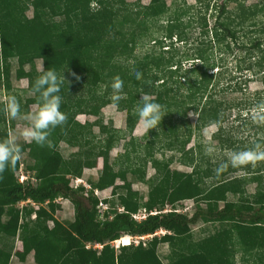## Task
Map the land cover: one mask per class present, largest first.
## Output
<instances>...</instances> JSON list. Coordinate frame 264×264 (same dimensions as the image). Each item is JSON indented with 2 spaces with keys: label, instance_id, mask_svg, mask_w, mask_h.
<instances>
[{
  "label": "trees",
  "instance_id": "16d2710c",
  "mask_svg": "<svg viewBox=\"0 0 264 264\" xmlns=\"http://www.w3.org/2000/svg\"><path fill=\"white\" fill-rule=\"evenodd\" d=\"M238 9L240 13L238 11L234 17H239L241 24L264 12V6L258 9L257 5L249 8L242 5ZM30 10L31 16L28 15ZM168 12L165 0H150L148 5H142L140 0L135 3L127 0H0V86L7 90L12 88L10 62L16 60L15 78L27 80V92L35 99L39 110L42 99L39 93L32 92L34 81L50 68L60 76L64 73L65 80L60 83L58 94L62 98L60 111L66 116L62 125L48 130L42 145L31 140L28 148L22 146L21 152H27L32 161V166H27L31 181H18V173L23 170L20 152L15 163L0 173V264H12L13 255L23 263L33 256L34 264H165L158 254L161 244L170 247L168 264H237V252L241 253L244 264L251 261L264 264V165L256 166V170L252 165L227 167L225 172L213 177L211 169L201 168L196 151L186 152L193 130L189 128L187 133L180 134L183 124L175 122L166 127V120L162 117L158 125L164 126L171 135L156 128L144 138H150L153 144L162 141L166 150L184 154L187 159L182 161L192 168V173L162 172L144 200L127 181L129 170L116 171L110 163V153L116 147L117 137L100 121L93 124L76 121L80 113L101 119L102 109L113 95V79L119 77L122 68L129 69L131 75L123 81L120 95L124 99L115 105L119 111H131L126 117L128 133L138 122L137 110L142 95L160 104L163 114L169 111L170 105L174 106L170 102L173 100V85L182 84L174 81L176 75L184 78L183 85L189 91L183 101L203 94L204 87L207 91L215 75L223 76L224 72L217 71L216 66H222V63L210 58L213 48L226 44L224 51L228 52L231 45L238 43L237 31L230 29L233 19L219 21L227 14L225 7L216 13L213 28H208L204 18L202 36L205 40L198 43L194 55L177 60L174 52L179 51L175 45L187 44L188 39L184 35L185 27L170 21L169 25L176 31L175 43L164 45L159 34L165 28L159 23L164 21ZM256 26L259 27L257 31L253 29ZM249 28L252 33L259 32L254 43L245 48L247 59L253 62L246 68L240 65L236 72L244 77L243 80H248L246 83L258 77L264 84V37L260 36L264 35V25L253 23ZM151 41L156 45L152 49L158 45L160 53L154 50L140 61L134 55L136 46ZM37 60L42 61L41 71L36 68ZM184 61L192 62L187 71H183ZM246 71L248 75H245ZM137 73L140 79H137ZM197 74L198 79L191 78ZM86 93L91 94L88 97ZM17 100L21 110L23 100ZM175 105L184 108L182 103L176 102ZM4 106V103L0 104V140L11 137L16 124V119L5 113ZM221 107L222 103L208 100L192 108L198 114L197 129L218 125L216 137L222 140L224 150L231 153L234 144L221 138L226 115ZM244 112L248 116L252 111L250 108L238 111L240 114ZM95 125H101V135L93 133ZM103 134L105 138L93 146L94 138ZM62 143L78 151L71 158H65L59 148ZM98 158L103 160V170L98 181L91 185L92 189H74L72 180L81 178L85 169L96 168ZM131 172L137 174L140 171L131 169ZM195 176L198 177L195 179ZM203 177L207 180L214 178V182L203 187ZM118 179L123 181L122 186L115 185ZM139 180L144 182V175L141 174ZM251 184L255 185V193L248 196L246 187ZM110 188L113 194H117V203H112L111 210L102 217L98 209L100 199L93 190L103 192ZM217 190L238 195L239 199L221 206L215 199ZM189 199L197 204L192 215L179 212L178 204ZM28 200L37 207L35 209L32 204L24 206L21 216L18 205ZM58 200H69L73 204L72 222H61L55 217ZM166 202L173 207L170 212H165ZM117 207L123 211L118 212ZM142 211L145 218L135 220L133 215ZM34 213L36 218L32 217ZM109 214H112L111 218ZM212 224L217 226L215 231L194 238V226L203 228ZM161 230L173 235V239L158 237ZM18 231L23 244L21 252L15 251L14 246ZM125 236L134 241L148 238L121 247L125 255H118L113 243ZM96 245L102 248H94ZM249 255L250 259H247Z\"/></svg>",
  "mask_w": 264,
  "mask_h": 264
},
{
  "label": "rangeland",
  "instance_id": "374dc122",
  "mask_svg": "<svg viewBox=\"0 0 264 264\" xmlns=\"http://www.w3.org/2000/svg\"><path fill=\"white\" fill-rule=\"evenodd\" d=\"M127 1L128 3H135L136 0ZM140 1L142 5H148L150 3V0ZM165 3L169 8V12L166 15L164 21L159 23L160 27L162 25L165 28L164 31L160 32L159 34L160 37L163 38L165 43L164 45L167 46L170 42L175 43L176 31L171 25H169L170 21L182 24L183 27H185L184 35L188 39L187 44L183 45L179 43V45H175L177 51H179L178 53L174 52L176 60L181 59V57L185 59L187 56L191 57V55H194L196 52L195 48L198 46V43L205 40L202 36V24L204 23V18L206 17L208 28H213L215 21L214 18L217 15L216 13H220L222 7H225V12H227V14L223 15L219 21L222 23L228 22V19L232 18L234 22L232 26H230V29L237 31L238 43L231 45V48L228 50V52L224 51V47L226 45L224 44L220 47H214L212 54L210 55L211 59L222 63V66L218 64L216 65L218 67L217 69L219 70L214 68L213 71H223V76L219 74L217 76L215 75V78L210 81L207 91L206 87L203 86L205 88V92L204 88L201 90L203 94L200 93L195 97L190 99L188 98V100L183 101V97H188L189 91L187 90V86L183 85L185 83L184 78H180L176 75L174 77V81L177 80L182 84L176 83L177 85H173L174 90L171 94L173 100L171 99L170 102L174 106L170 105L169 111H164L162 114V117L165 116L164 118L166 120V127L169 124H174L176 122L177 125L183 124L180 126V134L187 133L189 128L193 130V134L191 136L190 142L187 145L186 152L191 151V149L196 151L198 160H200L201 168L203 170L211 169L214 174L212 176L215 177V175H220L225 172L227 167H230L229 169H234V167H232L231 163L229 162L230 152L228 150H224L225 148L221 145L222 140L219 137H216L219 130L218 125L213 124L201 130L197 129L198 114L192 107L198 105L199 102L205 103L208 100H215L217 103H222L221 108L222 110H225L226 115L222 125L223 136L221 138L224 142L228 140L229 143L234 144V147L231 148V152L251 150L254 149V146L256 145L260 146L258 149L259 151H264V108H262L264 107V84L262 79H259L258 77L246 83L248 80H243L244 77H242L239 72H236L240 65L246 68L249 67L250 62L252 61L247 59L248 51L245 48L250 47L251 44L254 43L256 38L259 37V32L252 33L249 26L253 23H257V25L263 23L264 25V12H260L254 18L252 17V19L247 21L245 24H241V19L239 17H234L236 14H238V8L242 7V5L245 8L254 7L257 5L258 9H260L262 6H264V0H165ZM28 15H32L31 10L28 12ZM258 28L259 27L256 26L253 29L257 31ZM260 36L264 37V35L261 34ZM152 46H156L152 41L148 43L146 42L144 44L138 43L134 50V55H136V57H138V59L141 61V58L145 57L154 50H156V53H160L161 49L158 45L155 49H152ZM164 48L167 49L168 47ZM220 52L222 54H220ZM129 61L132 62L133 60ZM10 63L12 71V88L7 90L5 87L0 86V103L3 102L6 104L9 95H15L17 99L21 98L23 100V105L20 110L21 115L16 118L15 130L11 132V138H13L14 141H20L22 146L28 148L31 140L26 138L24 133L29 130L31 124L29 117L38 111V105L36 104L35 99H33V97L27 92V80L18 81L15 78V71L17 69L16 60H12ZM35 63L36 68L41 71L43 69L42 61L37 60ZM191 63L192 62L184 61L182 65L183 71H187L191 67ZM173 67L175 69L176 65ZM244 73L245 75L249 74L248 71ZM130 75L131 71H129L127 68H122L118 72V76L122 81H126ZM192 76L193 77L191 78L198 79V74ZM259 76L261 77V74ZM231 78H233V80L229 81ZM159 84L160 83H157L156 85ZM213 84L214 86L212 87ZM90 94L86 93L88 97ZM144 96L145 95H142L141 98ZM176 102L182 103L184 108L188 107L185 113L183 107L175 105ZM248 108H250L252 111L248 114V116L245 113L246 111L242 114L238 113L240 109ZM130 112L131 111L128 110L119 111L116 105L109 98L107 106L102 109V116L100 117L101 119H98V117L94 115L80 113L77 115L76 121L81 124H93L100 121L102 123L101 125L110 129L111 133L115 135V138L117 137L115 142L116 147H114L110 153V163L114 165L116 171L120 169L129 170L127 174V181L131 183L132 189L137 191L140 194V197H143L144 200H146L152 184H156L159 181L162 172L165 173L166 171H169L171 174L175 172L190 174L192 173V168L186 166L182 161L183 159L185 161L187 159L184 158V154L166 150V148L161 144L162 141L161 143L158 141L153 144L150 138H144L148 134V131H146L138 122L134 127V130L131 133H128L126 117L130 114ZM101 125L93 126L92 130L95 135H101ZM164 129H166L164 126L161 127L160 125H157V131H165L171 135L170 131ZM161 137L164 138V135H161ZM104 138V134L100 137L94 138L93 146L100 144L99 141ZM259 141H261V143H259ZM155 146H158V149H154ZM18 147L21 154L20 160L23 163V170H21V173H18L19 181L22 172L24 174L26 173L25 176L30 174L27 166L31 167L32 161L27 156V152H21L22 147ZM209 148L212 149L211 152L207 151ZM60 150L65 158H71V155L78 151L75 148H69L64 143L60 145ZM249 165H252V167L254 166L253 169L256 170V166L260 167L261 165H264V160H258L252 164L240 167H249ZM131 169H139L140 172L133 174ZM25 170H27V172ZM102 170L103 160L98 158L96 168L84 170L83 176L81 177L83 178V183H87L89 185L95 184L98 181ZM141 174L144 175V182L139 180ZM197 177L198 176H195V179ZM28 180L31 181L29 178ZM70 180H72V178ZM202 181L204 182L203 187H208L214 182V178L207 180V178L203 177ZM115 185L122 186L123 181L118 179ZM246 193L248 196L253 195L255 193V185H248L246 187ZM99 199H107L109 205L112 208V203H117V194H113V189L110 188L100 193ZM215 199L222 206L223 203L237 202L239 196L217 190ZM105 201L106 200H104V202ZM27 204V201L24 202V206ZM58 204L59 205L56 208L57 213L55 214V217H57L61 222H72L75 214L73 204L69 200H60ZM166 204L167 206L165 207V212H170L173 207L171 206L170 202H166ZM21 205V203L18 205V210ZM196 205V201L189 199L180 202L176 208L179 210V212L192 215ZM19 214L21 216L23 215L22 210L19 212ZM144 215L145 213L143 211L139 212V214L136 215V220H142ZM109 217L111 218L112 214H109ZM216 229L217 226L214 224L206 225L203 228L196 225L193 227V236L195 239H197L204 235V233H212ZM157 236H169L171 239H173V235L163 230L159 231ZM118 242L113 244L117 249L118 255H125L122 254L123 252L120 249L123 247L122 241L121 243L120 241ZM117 245L120 247H117ZM1 250L2 252H5L3 249ZM158 254L163 262L168 264L170 261L168 259L170 247L167 244H161L159 246ZM241 256L242 255L240 252L236 253L235 260L237 264L243 263L241 262ZM32 257L33 256H29L28 261L23 263L13 255L11 263L34 264ZM247 259H250V255L247 256ZM249 264H253L252 261Z\"/></svg>",
  "mask_w": 264,
  "mask_h": 264
},
{
  "label": "clouds",
  "instance_id": "9594fccd",
  "mask_svg": "<svg viewBox=\"0 0 264 264\" xmlns=\"http://www.w3.org/2000/svg\"><path fill=\"white\" fill-rule=\"evenodd\" d=\"M76 79L79 80V77H76ZM137 79H140L139 73H137ZM64 80V73L62 76H60L56 70L50 68L40 75L33 83L32 92L40 94L42 104L39 110L29 117L31 121L30 128L24 133V135L26 138L36 142L38 145H42L44 143L50 128H55L59 125H62L66 120V116L60 111L62 98L58 94L60 92L59 85ZM111 88L113 95L110 97V99L114 104L124 99V97L120 95L122 89L124 88V83L119 77H115L113 79ZM4 111L12 119H16L21 115L20 104L15 96H8L7 102L4 106ZM137 115L139 118L138 123L149 132L152 129H156L157 125L162 121V106L158 103L152 102L147 96H144L141 98V106L137 110ZM259 148L260 146L257 145L251 150L231 152L229 153V162L231 163L232 167L235 168L252 164L258 160H264V151H259ZM19 151V147L13 138L9 137L7 139L0 140V173H2L6 167L15 163V161L18 159ZM207 151L211 152L212 149L209 148ZM24 202H21L23 206L19 207L20 211L24 207ZM27 202L32 204V206L36 209L37 205L29 200ZM105 203L109 204L108 201H105ZM32 217L36 218V215L34 214ZM20 234L21 232L18 231L15 242H21ZM129 238L130 245L133 241H131V237ZM118 241L121 243L122 240L120 239Z\"/></svg>",
  "mask_w": 264,
  "mask_h": 264
},
{
  "label": "built area",
  "instance_id": "2783aa9c",
  "mask_svg": "<svg viewBox=\"0 0 264 264\" xmlns=\"http://www.w3.org/2000/svg\"><path fill=\"white\" fill-rule=\"evenodd\" d=\"M22 170V169H21ZM21 170H20V172H21ZM27 176V175H26ZM25 176V174L22 172V174H21V177L19 178V180H20V183H25L27 180H28V176L26 177ZM30 179V178H29ZM83 179L82 178H74L73 180H72V186H73V188L74 189H77V188H80V187H85V189H86V191H89V190H91L92 189V187H91V185H89V184H85V183H83V181H82ZM98 192H99V194H98ZM100 193H102V192H100V191H98V190H94V194H95V196L96 197H98L99 198V196H100ZM59 201L60 200H58V202L57 203H59ZM23 206V204L21 205V207ZM99 209H100V211H101V213H102V217H104V214L106 213V212H108L109 210H110V206H109V204H107V203H105L104 202V200H100V202H99ZM117 210H118V212H122L123 211V208H121V207H117ZM133 218L136 220V215H133ZM144 218H145V215H144ZM143 218V219H144ZM146 238H148V237H145V238H136L135 239V241L134 240H132L135 244H138L139 243V241L141 240V239H146ZM119 243V242H118ZM120 245V244H119ZM119 245H117V247H119ZM91 246H88V248H90ZM94 248H96V249H101L102 248V246L101 245H96V246H93Z\"/></svg>",
  "mask_w": 264,
  "mask_h": 264
},
{
  "label": "crops",
  "instance_id": "0c3cea01",
  "mask_svg": "<svg viewBox=\"0 0 264 264\" xmlns=\"http://www.w3.org/2000/svg\"><path fill=\"white\" fill-rule=\"evenodd\" d=\"M2 103H3V102H2ZM2 103H0V104H2ZM15 143H16L18 146H21V147H22V145H21L22 143H20V141L16 140ZM60 145H61V144H60ZM21 147H20V148H21ZM59 148H60V146H59ZM28 206H30L29 203L27 204V207H28ZM44 207H46V206H44ZM34 214H35V213H34ZM3 219H4V221H6V217H4ZM57 219H58V218H57ZM16 238H17V237H16ZM16 238H15V241H16ZM22 249H23V244H22V242H20V241L15 242V250L21 252ZM27 261H28V258H27Z\"/></svg>",
  "mask_w": 264,
  "mask_h": 264
},
{
  "label": "bare ground",
  "instance_id": "6f19581e",
  "mask_svg": "<svg viewBox=\"0 0 264 264\" xmlns=\"http://www.w3.org/2000/svg\"><path fill=\"white\" fill-rule=\"evenodd\" d=\"M121 240H122V246H128L129 245V237L125 236Z\"/></svg>",
  "mask_w": 264,
  "mask_h": 264
}]
</instances>
